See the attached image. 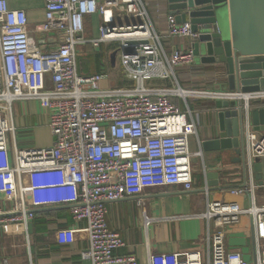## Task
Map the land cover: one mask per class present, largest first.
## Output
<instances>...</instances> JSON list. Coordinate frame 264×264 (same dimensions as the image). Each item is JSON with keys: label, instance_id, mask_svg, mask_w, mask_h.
I'll use <instances>...</instances> for the list:
<instances>
[{"label": "built area", "instance_id": "built-area-1", "mask_svg": "<svg viewBox=\"0 0 264 264\" xmlns=\"http://www.w3.org/2000/svg\"><path fill=\"white\" fill-rule=\"evenodd\" d=\"M0 0V228H20L30 246V226L35 212L51 206H68L82 230L57 231L61 246L72 245L83 232L88 248L81 255L91 264H138L135 255L115 252L125 246L121 236L107 222V205L136 197L150 189L179 187L195 190L194 159L203 162L205 187L210 196L205 156L191 151L197 122L187 99L242 102L249 117L251 104L264 102V91L208 92L182 88L150 87L154 80H171L175 69L194 64L193 47L165 52L154 30L143 0H44V34L55 36L56 47L44 52V45L29 39L25 10L12 9ZM100 16L98 37H86L87 17ZM170 37L194 39L189 23L178 25L168 19ZM117 45L118 61L133 85L109 86V75H81L80 50L92 46ZM42 47V48H41ZM126 50L131 52L124 54ZM183 99L187 112L173 103ZM38 102L50 112L54 144L51 148L22 149L13 123L12 105ZM245 131L247 165L264 160V132L249 125ZM190 118V119H189ZM223 185V183H221ZM256 187V186H255ZM253 184L230 191L250 196L242 209L234 202L208 200L207 210L191 218L213 223L207 237V264H264V204L252 196ZM12 200V204L7 201ZM250 215L255 225L257 252L247 262L225 245V230ZM151 222L146 221V227ZM149 264H204L200 252L149 255ZM7 264V263H5ZM28 264H33L30 260Z\"/></svg>", "mask_w": 264, "mask_h": 264}, {"label": "crops", "instance_id": "crops-1", "mask_svg": "<svg viewBox=\"0 0 264 264\" xmlns=\"http://www.w3.org/2000/svg\"><path fill=\"white\" fill-rule=\"evenodd\" d=\"M143 3L154 30L160 37L168 56H171L176 49L187 50L192 48L193 45L190 39L170 37L168 31L170 15L168 14L165 0H143ZM9 5L12 9L26 11L29 21V35H32L37 45H44L42 49L44 52H50L55 49V36L44 34L38 28L45 21L44 0H12ZM101 24L102 19L98 15L86 18L85 25L89 39L99 36ZM104 46L107 53L102 58L106 60L109 68L121 74L122 67L118 58L114 66L110 60V55L113 51L108 49L115 45H103L101 49ZM93 49L90 45L85 46L80 50L79 56L85 57ZM90 64V69L85 65V67L79 69V73L81 71V75H91L85 74L92 72L94 69V62L89 63V66ZM116 73L110 74L111 80L108 81V87L114 85L112 81L118 80L113 77ZM174 73L175 77L171 80H154L149 82V86L175 88L174 86L177 84V86L186 91H205L197 88H212L220 82L213 74L210 66H203L199 63L177 68ZM122 84L125 85L123 82H119V85ZM173 100L181 108L182 100L178 98ZM214 103L208 101L206 105L198 107L197 113L193 112V118L197 122L198 127L197 135L193 136L191 141H194L198 150V142L213 138L218 130L217 117L213 109ZM12 115L14 125L17 123L16 117L21 120V126L25 121H28L29 124L26 127L37 131L39 142H48L43 148L37 149L51 148L53 146L54 137L49 128L50 112L40 103L17 102L14 106L12 105ZM207 119H209L208 123ZM17 141L18 146L22 149L33 148L26 146L25 143L27 142L23 138L19 142L17 137ZM221 156L219 153H210L208 161L205 156L206 171L223 169L228 174V183L224 184L232 187L231 190L243 186L244 179L241 166L233 162L236 160L235 155L226 156V164L222 162L223 158ZM194 167L195 190L191 192H185L179 187L150 189L141 196L128 197L107 205L108 225L121 236L125 244L123 248L115 252L116 255H135L138 264H149L150 254L200 252L203 257V263L207 264L209 254L206 240L209 233L214 231L213 223H209L205 219L191 218V216L206 212L208 200L234 202L240 205L242 209H245L250 206L251 197L231 195V190H213L210 192L209 198H207V194L203 191L205 177L202 164L197 166L194 163ZM251 183L255 188L252 196L256 198L258 205H263L264 187H255V183ZM2 199L3 197L0 196V206L4 203ZM10 202L12 204V200L8 199L7 204L9 205ZM147 220L151 222L148 227H146ZM85 226L86 223L77 224L73 221L68 206H51L37 210L35 219L30 226V246L23 239L25 235L22 229L0 228V264H28L30 260L33 264H91V262L83 260L81 255L88 248V241L83 232H77L75 242L72 245L61 246L57 239V231L60 229L74 228L82 230ZM225 245L229 251L240 252L247 262L255 260L257 243L255 225L250 215H243L238 224L225 230Z\"/></svg>", "mask_w": 264, "mask_h": 264}, {"label": "water", "instance_id": "water-1", "mask_svg": "<svg viewBox=\"0 0 264 264\" xmlns=\"http://www.w3.org/2000/svg\"><path fill=\"white\" fill-rule=\"evenodd\" d=\"M167 11L176 24L189 23L196 35L192 39L199 64L210 66L219 85L226 91L253 93L264 91V0H165ZM126 50L124 54L130 53ZM118 50L110 55L114 66ZM257 105H260L257 107ZM213 109L218 130L213 138L201 142L203 153L234 154L241 166V188L251 182L264 187V161L247 165L245 131L248 114L242 102L215 101ZM249 125L264 132V102H255L249 110ZM223 169L207 172L209 191L231 190ZM252 180V181H251ZM251 181V182H250ZM223 183V185H221Z\"/></svg>", "mask_w": 264, "mask_h": 264}, {"label": "rangeland", "instance_id": "rangeland-1", "mask_svg": "<svg viewBox=\"0 0 264 264\" xmlns=\"http://www.w3.org/2000/svg\"><path fill=\"white\" fill-rule=\"evenodd\" d=\"M38 28H39L40 31H43L44 30V25L41 24ZM86 37L89 38L88 35H87V32H86ZM29 39H30L31 43H34V45H37V43L35 42V40L32 37V35H29ZM115 49H116V44H115V46L110 47L108 50L109 51H114ZM106 53H107V50H106V47L104 46L102 49L100 48L99 50L93 49L89 54H86L85 57L84 56H82V57L79 56L78 57V69H81V67H85V65L88 66L89 63H91V62H95L94 56L101 55L103 57V56L106 55ZM194 63L198 64L199 61L195 58V62ZM99 64H100V69L102 71V74L110 76V74L113 75V74L116 73V70L111 69V68L108 67V65H107L108 63L106 62V60L104 58L101 59ZM80 74H82L81 71H80ZM121 75H122V77H121ZM113 77L118 79L117 81H112V83H114V86H119V82H123L127 86L133 85V83H130L127 80V78H126V76L124 75L123 72H121V74H120V72H117L116 75L113 76ZM174 87H178L177 84H175ZM108 88H109L108 87V80H106L105 82H103L101 84V89H108ZM197 89L205 90V91L208 90V91H211V92H224L225 91V88L223 86L219 85V84H216V86H214L212 88H197ZM208 101H211V100H195V99L188 98L187 99V104L190 106L191 110L194 113H197L198 112V107L203 106L204 104L206 105V102H208ZM211 102H213V101H211ZM16 103H14L13 106ZM180 106H181V110L183 112H187L186 102L183 99H182V102H181ZM20 121L21 120H19V118L16 117V122L17 123H15V125H16V128L18 130L17 137L19 139V142L21 141V138H23L27 142V143H25V145L29 146V147H33V148H43V146L48 144V142L47 143L39 142V139L37 138V134H36L37 131L33 130V128L26 127L29 124L28 121H25L22 124V126L20 125ZM208 122H209V119H207V123ZM46 133L48 134V132H46ZM190 148H191L192 152H195V151L198 150V148L195 145L193 140L191 141V147ZM209 155H210V153H205L207 161H208ZM258 161H261V160H258ZM194 162L196 163L197 166H201V164L203 165V162H202V160L200 158H195ZM25 238H26V236H23V239H25Z\"/></svg>", "mask_w": 264, "mask_h": 264}, {"label": "trees", "instance_id": "trees-1", "mask_svg": "<svg viewBox=\"0 0 264 264\" xmlns=\"http://www.w3.org/2000/svg\"><path fill=\"white\" fill-rule=\"evenodd\" d=\"M101 55H97V56H94V69L92 70V72H89V73H85V74H91V75H97V74H101V71H100V67H99V62L101 61ZM96 64V66H95ZM88 68L90 69L91 68V64L90 66L88 65ZM174 101V100H172ZM174 103V102H173ZM260 106V105H257V107Z\"/></svg>", "mask_w": 264, "mask_h": 264}]
</instances>
